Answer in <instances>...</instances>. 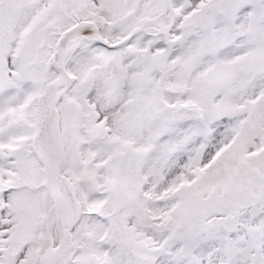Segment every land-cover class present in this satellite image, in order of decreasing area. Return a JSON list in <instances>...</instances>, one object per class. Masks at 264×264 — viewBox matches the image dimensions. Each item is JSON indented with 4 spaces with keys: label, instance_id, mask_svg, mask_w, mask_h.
<instances>
[{
    "label": "snow or ice",
    "instance_id": "1",
    "mask_svg": "<svg viewBox=\"0 0 264 264\" xmlns=\"http://www.w3.org/2000/svg\"><path fill=\"white\" fill-rule=\"evenodd\" d=\"M0 264H264V0H0Z\"/></svg>",
    "mask_w": 264,
    "mask_h": 264
}]
</instances>
